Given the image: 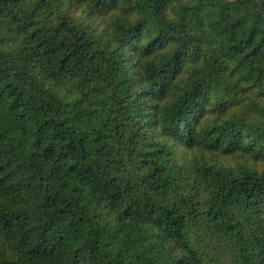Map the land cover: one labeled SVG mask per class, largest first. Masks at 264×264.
Wrapping results in <instances>:
<instances>
[{
	"label": "trees",
	"instance_id": "trees-1",
	"mask_svg": "<svg viewBox=\"0 0 264 264\" xmlns=\"http://www.w3.org/2000/svg\"><path fill=\"white\" fill-rule=\"evenodd\" d=\"M0 264H264L257 0H0Z\"/></svg>",
	"mask_w": 264,
	"mask_h": 264
},
{
	"label": "rangeland",
	"instance_id": "rangeland-1",
	"mask_svg": "<svg viewBox=\"0 0 264 264\" xmlns=\"http://www.w3.org/2000/svg\"><path fill=\"white\" fill-rule=\"evenodd\" d=\"M229 1H235V0H229ZM35 77L38 83L45 89H50L55 84V80L46 71H42V70L36 71Z\"/></svg>",
	"mask_w": 264,
	"mask_h": 264
},
{
	"label": "water",
	"instance_id": "water-1",
	"mask_svg": "<svg viewBox=\"0 0 264 264\" xmlns=\"http://www.w3.org/2000/svg\"><path fill=\"white\" fill-rule=\"evenodd\" d=\"M258 1V10L259 13L264 16V10H263V1L262 0H257Z\"/></svg>",
	"mask_w": 264,
	"mask_h": 264
}]
</instances>
